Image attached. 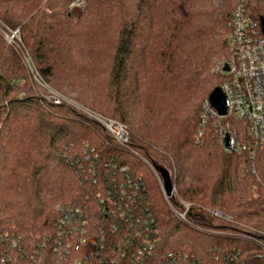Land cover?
I'll return each instance as SVG.
<instances>
[{"label": "trees", "instance_id": "16d2710c", "mask_svg": "<svg viewBox=\"0 0 264 264\" xmlns=\"http://www.w3.org/2000/svg\"><path fill=\"white\" fill-rule=\"evenodd\" d=\"M71 2L0 0V26L19 29L54 90L128 127L132 149L169 172L171 203L189 205L193 227L140 157L84 111L48 100L0 33V235L40 243L56 235L58 207L97 202L100 188L70 162L87 143L103 167L114 157L142 178L158 221L156 258L183 251L200 260L185 264H264V145L227 149L219 118H201L227 80L213 69L231 56L233 11L242 3L263 32L264 0H88L80 12ZM223 121L249 143L244 122Z\"/></svg>", "mask_w": 264, "mask_h": 264}, {"label": "built area", "instance_id": "2783aa9c", "mask_svg": "<svg viewBox=\"0 0 264 264\" xmlns=\"http://www.w3.org/2000/svg\"><path fill=\"white\" fill-rule=\"evenodd\" d=\"M87 1L72 0L69 10L83 11ZM229 25L231 30L226 41L231 56L220 61L213 69L214 73L227 77L221 88L226 96L228 113L225 117H219L207 100L201 118L204 124L214 117L219 118V125L226 118L244 122L250 139L248 144L238 142L236 131H231L230 127L223 133L224 136L226 133L231 135V150L252 148L254 154L260 145H264V34L261 26L248 17L242 3L233 11ZM0 33L8 45L21 55L29 75L42 86L50 102L56 105L66 103L84 111L104 126L118 149L149 163L132 149L130 130L124 123L78 105L42 80L30 53L24 48L19 29L0 26ZM226 65L229 67L227 72L224 71ZM70 162L85 182L92 181L95 187L100 188L95 196L97 202L85 205L71 203L58 207L60 215L56 235L40 243L27 242L21 235L1 234L0 264L200 262L183 251H170L162 258H156L158 221L150 209L142 178L130 167L122 165L114 157L103 167L99 164V154L87 143L80 153H75ZM175 195L176 189L173 197ZM173 197L165 194L171 210L181 222L193 227L187 216L189 205L183 202L187 206L186 210L179 211L171 203ZM214 214L224 217L217 212Z\"/></svg>", "mask_w": 264, "mask_h": 264}, {"label": "water", "instance_id": "95a60500", "mask_svg": "<svg viewBox=\"0 0 264 264\" xmlns=\"http://www.w3.org/2000/svg\"><path fill=\"white\" fill-rule=\"evenodd\" d=\"M263 32H264V22H263ZM224 71L226 72L229 71L228 65L225 66ZM208 100L211 106L216 110L219 117L227 116L228 110L226 105V96L221 87L215 88L213 92L210 94ZM225 146L227 149L231 148V135L229 133L225 135ZM156 169L160 173L165 194L168 197H173L175 186L169 172L158 167H156Z\"/></svg>", "mask_w": 264, "mask_h": 264}, {"label": "rangeland", "instance_id": "374dc122", "mask_svg": "<svg viewBox=\"0 0 264 264\" xmlns=\"http://www.w3.org/2000/svg\"><path fill=\"white\" fill-rule=\"evenodd\" d=\"M219 122H220V120H217V125H219ZM220 126H221L222 129H224V128L227 129V128L230 127L228 121H223V122L221 121V125ZM149 163H146V165L149 167L150 171L158 178L159 183L161 185V180H160L161 176H160V173L157 170H155L156 168L153 166V164L150 161H149Z\"/></svg>", "mask_w": 264, "mask_h": 264}]
</instances>
